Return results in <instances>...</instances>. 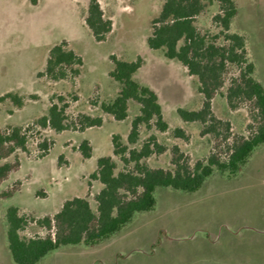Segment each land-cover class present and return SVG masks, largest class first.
<instances>
[{"label": "rangeland", "instance_id": "obj_1", "mask_svg": "<svg viewBox=\"0 0 264 264\" xmlns=\"http://www.w3.org/2000/svg\"><path fill=\"white\" fill-rule=\"evenodd\" d=\"M0 0V96L11 92L23 98L15 107L9 100L0 102V127L26 126L46 114L51 101L61 95L68 101L66 115L100 117L99 127L83 132L66 130L56 133L46 128L28 133L26 152L18 151L19 169L0 184V192L19 183L10 198H0V264H15L7 250L4 211L15 206L27 219L54 214L63 200L86 196L92 211L98 181L90 180L96 159L112 153L111 136L117 134L129 149L139 150L152 136L165 149L143 161L150 168L173 170L171 148L178 149L192 166L209 154L226 158V146L232 138L247 137L250 104L239 103L231 110L224 93L236 75L229 66L224 85L212 101V112L230 124L227 140L200 135L199 123L183 122L177 108L198 110L202 96L196 77L189 76L176 60H168L162 50H151L146 39L151 21L158 16L162 0H96L111 30L97 42L84 24L89 0ZM237 14L230 32L243 35L248 60L254 64V77L264 88V0H233ZM205 8L194 25L210 38L219 32L212 17L217 3L203 0ZM209 38V39H210ZM62 41L82 59L79 75L73 79L52 81L37 77L49 49ZM217 44H223L222 38ZM131 62L138 57L139 69L133 79L151 88L157 95L167 129L154 125L139 127L135 144L127 143V134L139 105L129 101L127 117L115 121L99 109V103L113 99L119 84L109 77L110 56ZM75 98L76 100H73ZM154 120L152 121L153 124ZM180 128L187 140L173 134ZM38 132V133H37ZM50 141L48 154L39 157L37 144ZM90 140L94 150L83 160L76 150L82 140ZM12 160V158H11ZM118 172L123 164L113 157ZM132 167V164L129 165ZM48 193V194H47ZM155 207L136 213L118 233L95 246H62L47 253L36 264H264V143L251 153L247 163L235 175L213 173L195 192L157 188ZM45 231L34 222L20 232L25 238L43 236Z\"/></svg>", "mask_w": 264, "mask_h": 264}, {"label": "trees", "instance_id": "obj_2", "mask_svg": "<svg viewBox=\"0 0 264 264\" xmlns=\"http://www.w3.org/2000/svg\"><path fill=\"white\" fill-rule=\"evenodd\" d=\"M162 1L158 16L151 21V33L146 39V45L151 50H162L166 59L176 60L189 76L196 77L197 90L202 96L198 110L177 108V115L183 122L199 123L200 135H211L224 141L230 138L229 122L214 116L211 101L223 87L224 76L228 67L232 66L236 69V75L230 78L223 96L231 110L236 109L241 102L250 104L251 123L247 126L249 135L232 138L226 146L224 160L212 153L192 166L178 147L173 146L170 160L174 167L172 171L150 168L143 161L165 149L154 137H148L141 148L136 150L123 144L119 135H112V156L119 159L123 169L115 172L116 162L112 156L97 158L96 168L89 176L90 180L98 181L102 186L93 196L96 205L94 212L86 196L64 200L57 212L37 219H27L15 206L5 209L3 219L6 223L7 250L15 264H36L47 253L62 246H95L118 233L136 213L153 210L156 204L154 192L157 188L195 192L214 169L229 175L241 171L253 150L264 143V88L254 77L255 67L248 60L244 36L229 31L231 21L237 14L235 2L208 0L209 3L215 2L218 5V13L212 17V21L220 28L210 38L207 34H201L194 25L195 19L205 8L203 0ZM31 2L35 3V0ZM84 24L97 42L104 41L111 30V22L104 18L96 0L88 1ZM219 38H222L223 44H217ZM110 61L113 67L108 75L119 84V89L113 99L99 103L101 112L110 115L115 121H122L127 117L129 101L139 105V114L131 120L126 138L131 145L137 142L141 125L147 129L154 125L160 132H164L167 124L162 119L156 93L133 79L141 65L140 58L127 62L112 55ZM80 66L81 57L68 49L66 42L62 41L49 49L44 67L36 76L52 81L73 79L79 75ZM55 98L56 101H51L45 115L25 127H0V184L19 169L16 153L26 152L30 131L37 129L39 132L49 128L56 133L66 130L83 132L87 128L101 126L100 117L86 114H78L69 121L66 115L68 101L61 95ZM4 100H9L18 108L23 105V98L11 92L0 96V102ZM173 134L177 138L188 139L180 128H175ZM51 147L52 143L45 139L38 143L39 157L46 156ZM76 150L83 159L91 156L92 148L88 140H82ZM130 164L132 167H129ZM18 185L16 183L0 192V198L12 197L18 190ZM29 222L43 228L45 234L22 237L20 232Z\"/></svg>", "mask_w": 264, "mask_h": 264}, {"label": "crops", "instance_id": "obj_3", "mask_svg": "<svg viewBox=\"0 0 264 264\" xmlns=\"http://www.w3.org/2000/svg\"><path fill=\"white\" fill-rule=\"evenodd\" d=\"M128 103H129V102H128ZM86 130H87V129H86ZM85 140H86V139H85ZM88 141H89L90 146H91V148H92V151H91V155H92V152H93V150H94V146H93V144L91 143L90 140H88ZM76 148H77V146H76ZM110 156H112V153H111ZM90 157H91V156H90ZM100 157H101V156H100ZM98 158H99V157H98ZM112 158H113V156H112ZM82 159H83V158H82ZM88 159H90V158H88ZM88 159H83V160H88ZM96 160H97V159H96ZM98 183H99V182H98ZM99 184H100V183H99ZM100 185H101V184H100ZM101 187H102V186H100V187L98 188V191L101 189ZM98 191H97V192H98ZM47 194H48V193H47ZM83 197H84V196H83ZM63 201H64V200H63ZM63 201H62V202H63ZM62 202H61V204H62ZM61 204H60V206H59V209H60V207H61ZM59 209H58V210H59ZM58 210H57V211H58ZM57 211H56V212H57Z\"/></svg>", "mask_w": 264, "mask_h": 264}]
</instances>
